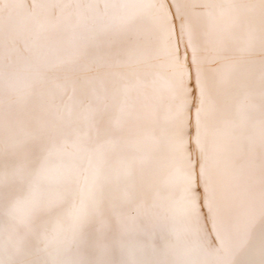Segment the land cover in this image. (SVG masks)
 Instances as JSON below:
<instances>
[{
	"label": "snow or ice",
	"instance_id": "snow-or-ice-1",
	"mask_svg": "<svg viewBox=\"0 0 264 264\" xmlns=\"http://www.w3.org/2000/svg\"><path fill=\"white\" fill-rule=\"evenodd\" d=\"M0 264H264V0H0Z\"/></svg>",
	"mask_w": 264,
	"mask_h": 264
}]
</instances>
